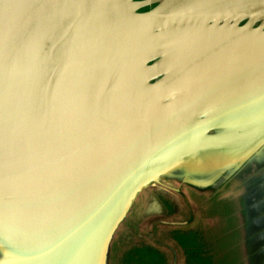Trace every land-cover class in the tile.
Masks as SVG:
<instances>
[{"label":"water","instance_id":"water-1","mask_svg":"<svg viewBox=\"0 0 264 264\" xmlns=\"http://www.w3.org/2000/svg\"><path fill=\"white\" fill-rule=\"evenodd\" d=\"M113 1L0 0V243L20 259L36 242L28 264H60L77 237L98 261L147 166L229 118L226 76L235 100L264 85V0H197L190 21L167 12L173 29L157 21L170 0L145 12L135 10L157 0Z\"/></svg>","mask_w":264,"mask_h":264},{"label":"rangeland","instance_id":"rangeland-1","mask_svg":"<svg viewBox=\"0 0 264 264\" xmlns=\"http://www.w3.org/2000/svg\"><path fill=\"white\" fill-rule=\"evenodd\" d=\"M176 1L174 0L175 7L189 11L187 15L185 14V18L189 21L190 18L194 19L195 8L193 6L197 0H191L192 6H177ZM170 3L163 8L161 15L158 16L157 21L161 23L160 27L166 28L169 26L167 24L171 26L172 22L169 14L173 12V0H170ZM168 11L170 13H167ZM257 24L255 22L251 28L256 27ZM171 27L173 29V24ZM159 49L157 50L158 54L163 55L164 50L162 51V48ZM172 50L173 48L170 51ZM172 52L174 56L176 49ZM171 53L167 51L164 55L168 56ZM212 79H201L200 85L211 83ZM236 79L237 77L234 74L226 76L225 81L229 88L227 89L229 92L225 96L227 104L236 102L233 99L238 90V81ZM215 101L211 100L210 103ZM196 103L198 102L196 101L193 104ZM187 107L189 106L178 110L176 112L177 116H180L183 111H192V107L188 109ZM216 112L214 110L209 111L203 116L206 115L205 117H207L208 121L215 120ZM191 116L190 127L195 126L200 117L196 116V114L193 117ZM176 118L177 122L181 119ZM227 119L229 120L226 117L225 123L228 122ZM182 123L186 124V121ZM214 134L213 131L209 132V135ZM205 161L206 165H208L206 171H208L211 169L210 167H213L214 163L218 164L219 159L217 157L212 160L206 158ZM173 168H175L174 164ZM231 169L232 166L227 167L222 175H218V169H215L208 179L203 178L205 181H197L205 182L203 185H197L198 187L193 186L191 182L197 183L192 181V179L200 175L190 174L187 168H179L174 171L171 169L172 172L167 170L153 173L150 180L145 182L127 204L124 214L111 230L104 245L100 247L99 260L91 259V264H95V262L96 264H130L131 262L125 261L126 255H132L134 249L141 247H149L157 252L161 257L162 264H188V262L198 264L195 261L196 258H193L194 256L201 262L203 260L206 264H239L240 255H238V249L241 242L236 235L231 193L229 188L227 189L226 187L225 191L217 192L218 186L229 180L225 179L228 178L226 174ZM0 244L11 246L13 249V253L10 250L11 248L9 250L2 249V253L0 252V264L17 263L19 258L16 255V247L12 240L7 244ZM250 244L252 245L250 251L254 253L251 256L252 263L264 264V255L262 254L264 252V243L259 240H250ZM186 251H190L192 257H186ZM236 252L237 255L235 254Z\"/></svg>","mask_w":264,"mask_h":264},{"label":"bare ground","instance_id":"bare-ground-1","mask_svg":"<svg viewBox=\"0 0 264 264\" xmlns=\"http://www.w3.org/2000/svg\"><path fill=\"white\" fill-rule=\"evenodd\" d=\"M166 21L168 22L167 19ZM167 25L170 26V24H167ZM172 47H173V50L177 48L176 45L163 48L162 49V51L164 50L163 55L167 51L169 53ZM212 68L213 66L208 69L207 71L208 76H216V74L212 72ZM263 87L261 88L259 87L261 89L260 91L258 88H257L258 90L254 89V92L249 93L248 96L244 98L236 100L235 103L226 104L222 106V108L226 111V114L229 113L230 115L229 119L231 118V120L229 121L227 119L228 122L226 124L222 123L223 125L221 124L220 127L216 126L213 130V133H216V134L209 135V132H212V131H204V130H199V131L197 130L196 132L188 131L186 133L187 136H185L186 140L182 144H180V146H177L175 148L172 146V150H171V145H169L168 147H165L160 152V155H159L160 158L151 162L147 166L144 176L153 174L156 171L165 172L171 169L174 171L179 168H185V169L187 168L188 171H190V174L200 175V176H197L196 178H193L192 181H195V182L201 181V180L205 181L203 180V178L208 179L210 175L214 172V170L218 169V164L214 163L213 167H210L211 169L206 171L207 166H208L205 163L206 158H209L210 160H212L216 157L217 158L219 157V159L221 157H227L229 158V160H231L234 154L233 147H234L235 138L241 140L243 145L247 147H253V144L256 141L257 143L261 142L264 139V88ZM227 92L229 91H226V94ZM233 99L235 100V98ZM231 102H232V98H231ZM163 112L164 114L169 113L167 110ZM195 114L193 116H195ZM210 117H213V116H210ZM241 141H239V143ZM226 151L229 153H226ZM214 154L216 155L214 156ZM203 158H204V161H203ZM173 164L175 168H173ZM172 170L170 172H172ZM146 181L147 180H145L144 182ZM197 183L203 185L205 182H197ZM75 243L76 244L70 243L69 245L73 244L71 248L63 251L60 264H83V262L84 264H86L85 260L89 262H91V259L96 260V256H97L96 252L94 253L89 252L88 254L83 256L82 252L80 251L82 250L80 243L85 244L84 240L80 241L79 237H77ZM29 244H30L31 252L25 253V252L19 251L22 254V257L19 259L18 264H28L29 261L33 258L34 247H35L34 245L36 244V242H29ZM67 252H68V255H67Z\"/></svg>","mask_w":264,"mask_h":264},{"label":"crops","instance_id":"crops-1","mask_svg":"<svg viewBox=\"0 0 264 264\" xmlns=\"http://www.w3.org/2000/svg\"><path fill=\"white\" fill-rule=\"evenodd\" d=\"M222 123L226 124L224 121ZM239 141L241 140L235 138L231 160L227 157L217 158L218 175H222L227 167L232 166L228 174L224 173L228 175L225 180H229H224L225 182L218 186L217 192L225 191L226 187L231 193L236 235L241 242L238 249L239 264H254L251 261L254 253L250 251V240L264 243V139L259 143L254 142L253 147L244 146L242 141ZM196 184L202 185H192L197 186ZM235 254L237 255V252ZM262 254L264 255V252Z\"/></svg>","mask_w":264,"mask_h":264},{"label":"flooded vegetation","instance_id":"flooded-vegetation-1","mask_svg":"<svg viewBox=\"0 0 264 264\" xmlns=\"http://www.w3.org/2000/svg\"><path fill=\"white\" fill-rule=\"evenodd\" d=\"M121 1L122 0H119V1H113V3L115 4V3H117L118 2V4L119 3H121ZM132 1H136V0H132ZM161 0H157L156 2H153V3H150L149 5H146V6H143V7H141V8H138V9H136L135 11H137V12H145V11H147V10H149L150 8H152L153 6H155L156 4H158L159 2H160ZM180 1H183V0H180ZM130 2H129V0H123V2H122V6H121V8H126L127 6H128V4H129ZM83 3H80L79 5H78V7H75L74 8V10L75 9H77V8H79L81 5H82ZM184 4H186V5H190V6H192V2H191V0H186V2L184 3ZM220 6V5H219ZM94 9V13H93V11H91V13L90 14H95V8H87V7H80L78 10H79V13L78 14H89V12H90V10H93ZM70 10H72V9H70ZM84 10H86L85 11V13H84ZM174 12H178V13H182L183 12V14H187V12H189V11H185V10H183V9H181V8H175L174 10H173ZM182 11V12H181ZM104 12H111V11H104ZM195 12H198L197 10H195ZM113 13V12H112ZM172 13V15H173V12H171ZM183 14H180V15H183ZM177 15V14H176ZM222 23V21H220V22H218V24L217 25H220ZM242 24V22L240 21V22H238L237 24H236V26H239V25H241ZM183 26H179V29H188L189 28V26H184V25H186V22H184L183 24H182ZM229 25V24H228ZM209 26H211V24H210V22H208L207 21V23L205 24V28L206 27H209ZM185 41L184 40H182V41H179V43H175L174 45H176L177 46V48H176V52H177V50H179L180 49V51L182 50V49H186V48H183V47H185V43H184ZM170 46H173V43H172V45H170ZM173 48V47H172ZM173 51V50H172ZM172 51H169V53H171ZM170 55V54H169ZM172 56H173V52H172ZM173 58V57H172Z\"/></svg>","mask_w":264,"mask_h":264},{"label":"trees","instance_id":"trees-1","mask_svg":"<svg viewBox=\"0 0 264 264\" xmlns=\"http://www.w3.org/2000/svg\"><path fill=\"white\" fill-rule=\"evenodd\" d=\"M180 244L182 243L180 242ZM186 257H192L190 251H186ZM193 258H196L195 261L198 264H206L203 260L201 262L196 256H194ZM125 261L131 262L130 264H162L160 255L149 247L134 249L132 255H126ZM188 264L193 263L188 262Z\"/></svg>","mask_w":264,"mask_h":264}]
</instances>
